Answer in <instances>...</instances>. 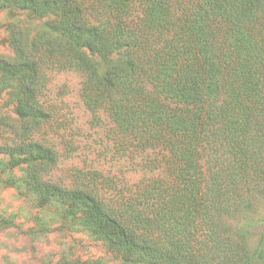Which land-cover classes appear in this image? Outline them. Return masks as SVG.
Segmentation results:
<instances>
[{
  "label": "trees",
  "instance_id": "1",
  "mask_svg": "<svg viewBox=\"0 0 264 264\" xmlns=\"http://www.w3.org/2000/svg\"><path fill=\"white\" fill-rule=\"evenodd\" d=\"M2 7L52 15L57 29L13 28L14 56L0 58L21 118L0 116V154L26 164L38 203L65 205L126 263L261 264L242 220L264 193V0ZM64 71L80 76L88 129L49 86Z\"/></svg>",
  "mask_w": 264,
  "mask_h": 264
},
{
  "label": "rangeland",
  "instance_id": "2",
  "mask_svg": "<svg viewBox=\"0 0 264 264\" xmlns=\"http://www.w3.org/2000/svg\"><path fill=\"white\" fill-rule=\"evenodd\" d=\"M54 16H38L28 9L0 8V58L11 59L10 44L13 28L24 27L33 34L42 29L54 33ZM88 54L103 69L108 59ZM80 76L64 71L52 76L49 86L62 93L63 111L72 125L89 128L90 112L78 94ZM12 82L0 73V116L11 125H18L17 97ZM25 163H14L8 154H0V264H66L98 260L104 264H130L104 240L85 229L76 216L67 214L65 205L57 201L40 204L23 182ZM61 170L54 171L55 176ZM133 178L138 173H128ZM255 207L242 224L251 234L254 246L260 249L264 264V193L255 194Z\"/></svg>",
  "mask_w": 264,
  "mask_h": 264
}]
</instances>
